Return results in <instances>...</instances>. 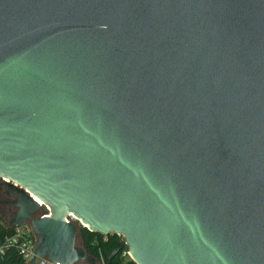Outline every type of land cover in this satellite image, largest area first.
Listing matches in <instances>:
<instances>
[{"label": "water", "instance_id": "obj_1", "mask_svg": "<svg viewBox=\"0 0 264 264\" xmlns=\"http://www.w3.org/2000/svg\"><path fill=\"white\" fill-rule=\"evenodd\" d=\"M0 178L27 264H264V0H0Z\"/></svg>", "mask_w": 264, "mask_h": 264}, {"label": "trees", "instance_id": "obj_2", "mask_svg": "<svg viewBox=\"0 0 264 264\" xmlns=\"http://www.w3.org/2000/svg\"><path fill=\"white\" fill-rule=\"evenodd\" d=\"M15 229L2 224L0 221V242L12 236ZM78 245L99 264H134L131 260L124 262L122 252L125 250V242L122 236L108 234L106 236L93 233L85 228H79ZM22 257L14 248L6 250L0 256V264H23Z\"/></svg>", "mask_w": 264, "mask_h": 264}, {"label": "built area", "instance_id": "obj_3", "mask_svg": "<svg viewBox=\"0 0 264 264\" xmlns=\"http://www.w3.org/2000/svg\"><path fill=\"white\" fill-rule=\"evenodd\" d=\"M39 205V211L37 213L38 217L44 218L50 216V209L48 206L40 202L39 200L33 198ZM67 222H75L76 224H80L79 220H77L71 213H69L66 217ZM24 229V230H23ZM35 236L33 232L27 227V230H25V227L15 229V233L6 238L4 241L0 242V256L4 255L6 250L9 248H14L17 253L22 257L24 263L27 264L30 259L34 255V249H35ZM125 250L122 252V257L124 259V262H127L130 259V256L128 254L127 246L125 245ZM35 264H56L52 263L46 259H40L37 258L35 261Z\"/></svg>", "mask_w": 264, "mask_h": 264}, {"label": "flooded vegetation", "instance_id": "obj_4", "mask_svg": "<svg viewBox=\"0 0 264 264\" xmlns=\"http://www.w3.org/2000/svg\"><path fill=\"white\" fill-rule=\"evenodd\" d=\"M8 184V185H6ZM19 189L16 185L0 178V217L6 221V225L10 217L15 214L16 209L12 203L16 200V194H13L11 187Z\"/></svg>", "mask_w": 264, "mask_h": 264}, {"label": "rangeland", "instance_id": "obj_5", "mask_svg": "<svg viewBox=\"0 0 264 264\" xmlns=\"http://www.w3.org/2000/svg\"><path fill=\"white\" fill-rule=\"evenodd\" d=\"M0 221H1V223L2 224H6V221L4 220V219H2L1 217H0ZM30 229V228H29ZM24 230V229H23ZM25 230H27V227H25ZM31 230V229H30ZM80 264H85V263H80ZM96 264H99V263H97L96 262Z\"/></svg>", "mask_w": 264, "mask_h": 264}]
</instances>
